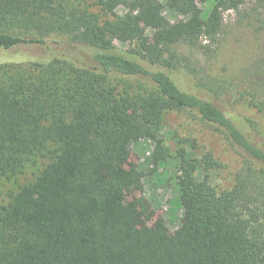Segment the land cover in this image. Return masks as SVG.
Instances as JSON below:
<instances>
[{"label": "trees", "instance_id": "obj_1", "mask_svg": "<svg viewBox=\"0 0 264 264\" xmlns=\"http://www.w3.org/2000/svg\"><path fill=\"white\" fill-rule=\"evenodd\" d=\"M112 1L0 0V48L18 59L0 61V181L45 160L7 199L0 189V264H264V127L247 118L245 133L228 108L264 110V0L245 10L247 0H216L206 17L204 0H117L123 13ZM228 10L253 30L255 53L232 77L207 74L197 64L221 42ZM68 43L90 47L93 62ZM172 111L194 112L243 157L234 184L218 189L213 155L178 148L175 234L161 218L140 224L143 198L127 202L126 186L144 173L124 168L141 139L155 143L154 165L170 155Z\"/></svg>", "mask_w": 264, "mask_h": 264}, {"label": "rangeland", "instance_id": "obj_2", "mask_svg": "<svg viewBox=\"0 0 264 264\" xmlns=\"http://www.w3.org/2000/svg\"><path fill=\"white\" fill-rule=\"evenodd\" d=\"M215 2L216 0L199 2L197 13L206 17ZM254 2L255 0H247L243 10L252 7ZM123 9L117 0L112 1L111 10L123 13ZM164 14L173 22L184 18V16L168 9L164 10ZM239 19L237 11L228 10L224 13L225 30L221 36V42L218 44L219 47L217 44H213L211 47V50L214 51L211 53L212 55L208 54L202 58V64H197L199 68L208 69L209 72L206 70L207 74L232 77L252 60L256 47L255 35L252 29L239 23ZM148 32L151 33V30L149 29ZM117 45L119 48L135 52L134 45L122 43H117ZM33 50L30 51L34 53ZM67 52L80 62L87 64L93 62V50L86 45L68 43ZM12 58L10 52L0 48V61L18 60ZM173 77L182 89L199 93L192 78L187 73L177 72L173 74ZM228 106L235 122L243 128L241 129L245 133H250L245 120L247 118L256 121L261 128L264 127V110L259 111L245 103ZM162 136L165 143L169 145L171 153L158 165L152 163V153L155 148V143L152 140L145 138L132 145L129 160L124 164V168H137L144 175L139 185L130 184L126 186V201L138 204V199L143 198L141 204L145 214L140 219V224L154 225L161 218L169 233L175 234L180 229L183 214L178 199V158L176 156L178 148L183 146L188 153L192 152L199 156L204 153L213 155L218 161V166L210 169L209 173L212 183L218 189L229 188L234 184L236 174L242 166L243 157L230 141L202 122L194 112L172 111L166 114ZM44 165L45 160L38 158L37 161L29 163L16 179H2L0 181L1 198L7 199L11 191L17 190L22 184L33 181Z\"/></svg>", "mask_w": 264, "mask_h": 264}]
</instances>
